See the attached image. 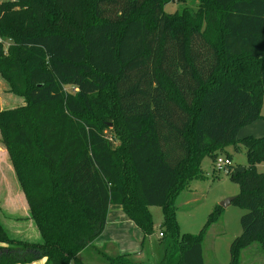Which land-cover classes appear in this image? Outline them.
<instances>
[{"label": "trees", "instance_id": "16d2710c", "mask_svg": "<svg viewBox=\"0 0 264 264\" xmlns=\"http://www.w3.org/2000/svg\"><path fill=\"white\" fill-rule=\"evenodd\" d=\"M199 1L174 13L167 0L0 4V37L13 40L0 71L26 97L0 112V129L43 240L12 239L0 207V264H84L89 246L108 264H136L93 245L111 205L145 238L150 208H162L157 264H205L223 207L199 234L182 235L175 202L227 145L248 156L233 175L245 213L231 264L253 244L264 253V137L237 138L263 117L264 0Z\"/></svg>", "mask_w": 264, "mask_h": 264}, {"label": "rangeland", "instance_id": "374dc122", "mask_svg": "<svg viewBox=\"0 0 264 264\" xmlns=\"http://www.w3.org/2000/svg\"><path fill=\"white\" fill-rule=\"evenodd\" d=\"M4 1L8 0H0V4ZM167 1L164 5L166 13L182 11L186 7L196 10L200 2L199 0H187L184 3H179L176 0ZM11 44H13L11 38L5 39L0 37V49L3 56L7 55ZM25 105V95L15 91L10 81L0 71V112L24 107ZM262 115L263 117L257 120V122L244 126L239 131L237 138L243 139L251 134L255 138L264 137V105L262 106ZM251 131L254 133H251ZM108 135L112 136L110 133ZM116 145H118L117 141ZM220 157L230 160L232 164L230 170L216 171V159ZM247 167L248 156L243 146L239 150H236L233 145H227L218 150L217 156H207L204 158L201 163V169L205 177L193 179L189 187L178 195L175 202L177 222L182 235L199 234L214 209L222 206L223 201L228 198H235L240 193V184L234 179L233 175L245 170ZM258 169L264 172V162L258 166ZM0 207L2 225L12 239L32 243L43 242L41 234L29 216V205L16 176L1 129ZM150 211L154 223L153 233L146 238L144 254H149L152 246L155 247V245L160 244V232L163 230L162 208L152 206ZM244 213L245 209L236 202H232L227 207L222 208L220 220L210 227L203 244L205 264H231L230 248L232 243L242 233L241 217ZM154 247L152 248L157 254L159 250L157 251ZM93 249L88 250V253L83 255L82 262L84 261L86 264H103L102 258ZM133 258L145 261V259H140L141 257L133 256ZM149 259L151 262V258ZM155 261L157 262L156 259ZM241 264H264V253L257 243L245 249L241 257Z\"/></svg>", "mask_w": 264, "mask_h": 264}, {"label": "crops", "instance_id": "0c3cea01", "mask_svg": "<svg viewBox=\"0 0 264 264\" xmlns=\"http://www.w3.org/2000/svg\"><path fill=\"white\" fill-rule=\"evenodd\" d=\"M251 133L254 132L251 131ZM145 244V236L136 226V224L127 217L122 207L119 205L110 206L107 214L106 227L101 235H99V237H97L93 242V245L97 249L101 250L107 255L114 257L118 255H127L136 264H157L159 258L162 256L163 247L161 246V244L155 245V247L152 246L157 251L159 250V252L156 254L151 247V252L149 254H144ZM90 249H93V247L89 246L82 250L79 253V258L83 260V255L85 253H88L87 251ZM97 255L102 258V261L104 262L103 264H108V262H106L98 252ZM133 256L141 257L140 259H145V261H139L136 258L135 260ZM149 258H151L152 263L150 262ZM155 259L157 260V262L155 261ZM34 264H45V259L36 261ZM84 264L86 263L84 262Z\"/></svg>", "mask_w": 264, "mask_h": 264}, {"label": "built area", "instance_id": "2783aa9c", "mask_svg": "<svg viewBox=\"0 0 264 264\" xmlns=\"http://www.w3.org/2000/svg\"><path fill=\"white\" fill-rule=\"evenodd\" d=\"M231 165L232 164H231L230 160L223 159L220 157V158L216 159L215 168H216V171L222 172L224 170H228Z\"/></svg>", "mask_w": 264, "mask_h": 264}, {"label": "water", "instance_id": "95a60500", "mask_svg": "<svg viewBox=\"0 0 264 264\" xmlns=\"http://www.w3.org/2000/svg\"><path fill=\"white\" fill-rule=\"evenodd\" d=\"M234 199H235V198H228L227 200L223 201V202H222V207H223V208H224V207H227L228 205H230V204L233 202Z\"/></svg>", "mask_w": 264, "mask_h": 264}]
</instances>
